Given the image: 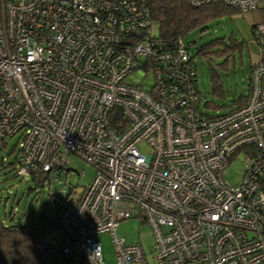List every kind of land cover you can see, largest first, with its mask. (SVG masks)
<instances>
[{
  "label": "built area",
  "instance_id": "built-area-1",
  "mask_svg": "<svg viewBox=\"0 0 264 264\" xmlns=\"http://www.w3.org/2000/svg\"><path fill=\"white\" fill-rule=\"evenodd\" d=\"M212 1L246 11L259 0H190ZM153 25L145 0H0V138L19 136L17 174L51 185L72 170L69 154L94 168L81 194L58 199L59 232L37 252L104 264L96 236L108 232L116 264H151L115 233L139 217L154 264H264V60L241 105L205 114L185 42ZM254 32L264 44V24ZM239 151L246 168L231 186Z\"/></svg>",
  "mask_w": 264,
  "mask_h": 264
},
{
  "label": "rangeland",
  "instance_id": "rangeland-1",
  "mask_svg": "<svg viewBox=\"0 0 264 264\" xmlns=\"http://www.w3.org/2000/svg\"><path fill=\"white\" fill-rule=\"evenodd\" d=\"M253 24H264V0H259L251 10H239L231 16L213 18L190 29L183 36L184 42L188 44L187 51L193 56L196 83L201 94L199 108L203 113H225L244 101L248 92L250 66L264 60V45L257 37L258 32L255 33L254 28L252 29ZM152 30L153 33H158L155 23ZM261 37L264 35L260 34V39ZM222 38L223 42L220 41ZM232 40L241 41L242 44L239 48L233 47L229 54L220 53ZM212 42L214 44H210ZM201 47H206L205 54L197 52ZM211 68L221 78V86L217 92H212ZM125 80L133 83L140 81L147 88L151 85L150 76L140 77L135 73L126 76ZM18 140V134L7 138L3 143L0 139V216L4 218L5 213L19 223L31 218L41 226L49 223V233L58 234V227L52 224L56 215L55 199H63L71 188L70 197L81 194L92 179L94 168L75 154H69L66 165L72 170L67 175L63 173L60 180L51 185L37 186L31 178L13 173V167H16L14 158L20 147ZM138 147L142 151L148 150L143 142ZM246 163L243 151L234 154L229 161L224 176L231 186L241 182ZM115 233L123 236L128 243L141 244L150 263H155L152 230L146 222H142L139 217L122 220ZM96 238L101 246L103 263L116 264L111 234L102 232ZM45 264L68 263L62 259L49 258L45 259Z\"/></svg>",
  "mask_w": 264,
  "mask_h": 264
},
{
  "label": "trees",
  "instance_id": "trees-1",
  "mask_svg": "<svg viewBox=\"0 0 264 264\" xmlns=\"http://www.w3.org/2000/svg\"><path fill=\"white\" fill-rule=\"evenodd\" d=\"M145 4L150 12L151 19L157 27V34L163 37H180L182 41H184L183 36L190 29L198 25H203L213 18L231 16L239 11V9L224 1H212L194 6L190 0H145ZM256 25L253 24L252 29ZM220 41L223 42V38ZM210 44L214 43L212 42ZM241 44V41L232 40L229 46H226V49L220 53L225 52V55L229 54L233 47L239 48ZM185 45L188 48V44L185 43ZM205 49L206 47H201L197 52L205 54L207 52ZM189 55L193 58L190 53ZM224 61H226V58ZM252 65L250 66V70ZM211 71L212 92H217L221 86V78L213 68H211ZM243 100L245 101V98ZM0 139L2 143L7 140ZM17 155L14 158L16 166ZM13 173L17 174L16 167H13ZM44 177L46 175L40 173L31 179L37 186H43ZM55 201L56 215L52 223L53 226H57V220L62 206V202L57 201V199ZM1 202L2 200L0 199V204ZM5 216H7L5 213L4 218L0 216V264H45V259H42L37 252V243L45 233L49 232L50 224L46 223L41 226L32 218L19 223L18 221H13L12 216H7V219Z\"/></svg>",
  "mask_w": 264,
  "mask_h": 264
}]
</instances>
